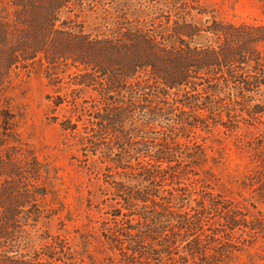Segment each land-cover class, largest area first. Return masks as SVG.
<instances>
[{
    "label": "trees",
    "instance_id": "trees-1",
    "mask_svg": "<svg viewBox=\"0 0 264 264\" xmlns=\"http://www.w3.org/2000/svg\"><path fill=\"white\" fill-rule=\"evenodd\" d=\"M147 1L137 15L123 9L114 30L95 33L64 14L110 1L0 0V101L13 73L33 69L54 85L66 72L95 92L81 102L74 88L77 119L61 127L82 132L85 156L101 152L108 163L110 198L119 205L102 227L110 264H219L234 245L208 241L205 210L221 207L204 196L203 205L193 197L203 211L189 203L184 180L206 158L181 139L212 126L263 122L264 23L218 18L200 0ZM64 101L53 99L54 109ZM5 110L0 127L8 136L15 128ZM6 162L0 160V264H78L72 245L58 237L28 250L48 191L38 174H26L24 165L5 171ZM229 210L231 231L249 226L245 213Z\"/></svg>",
    "mask_w": 264,
    "mask_h": 264
},
{
    "label": "rangeland",
    "instance_id": "rangeland-1",
    "mask_svg": "<svg viewBox=\"0 0 264 264\" xmlns=\"http://www.w3.org/2000/svg\"><path fill=\"white\" fill-rule=\"evenodd\" d=\"M106 1L110 2L94 8L77 7L64 17L89 32H110L123 9L129 15H137L140 3L143 6L149 3L147 0ZM200 2L218 18L264 23V0ZM194 16L199 21L207 17L196 13ZM61 74L64 78L58 85L50 83L41 69L16 71L11 75L0 110L6 109L15 130L6 136L1 134L0 127V160H7L5 171L11 165L16 168L24 165L26 174H38L39 183L48 191L41 199L43 214L31 229L32 246L28 250L41 247L46 243L45 237H50L49 240L58 237L72 245L78 264H110L107 257L114 253L108 247L102 227L111 211L118 213L119 205L110 198L111 186L106 182L108 163L101 152H88V157L85 156L79 142L82 132L74 135L61 127L64 119H77L70 103L76 96L74 88L79 89L81 102L96 94L89 87L76 85L66 72ZM60 96L69 101L54 109L53 99L58 100ZM86 117L80 125L87 121ZM181 141L203 151L206 158L201 167L194 165L197 174L184 180L188 191L193 192L189 203L203 211L193 197L203 205L204 196L221 207L215 209L208 205L205 210L208 241L215 237L213 244L220 246L230 239L234 245L230 257H223L224 262L219 264H264V120L254 125L241 123L235 130L221 125L199 129L189 140ZM229 207L245 213L249 226L231 231L225 220Z\"/></svg>",
    "mask_w": 264,
    "mask_h": 264
}]
</instances>
